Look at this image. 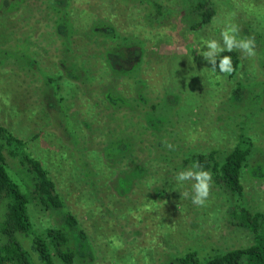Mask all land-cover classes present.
<instances>
[{
    "label": "rangeland",
    "instance_id": "rangeland-1",
    "mask_svg": "<svg viewBox=\"0 0 264 264\" xmlns=\"http://www.w3.org/2000/svg\"><path fill=\"white\" fill-rule=\"evenodd\" d=\"M5 1L0 126L29 142L86 240L64 225L62 214L31 205L36 233L65 231L64 250L75 254L74 264H169L189 247L247 246L251 239L226 221L217 190L211 189L206 212L191 203L193 182L174 181L185 170L176 171L174 161L184 151L228 150L244 128L256 141L244 184L264 203V99L254 103L250 93L264 85V20L252 25L256 18L232 10L230 0H214L216 17L197 32L184 0H158L170 13L153 27L145 20L148 5L137 0ZM56 8L65 11L59 15L68 27ZM228 24L238 26L241 37L250 31L256 45L254 57L236 50L243 65L233 78L213 73L200 54L207 50L202 40H219ZM119 46L125 59L116 56ZM137 71V81H121ZM239 82L247 86L243 102L234 101ZM8 172L25 191L15 161ZM182 191L189 196L181 197ZM24 246L43 264L33 242ZM54 263L64 264L56 257Z\"/></svg>",
    "mask_w": 264,
    "mask_h": 264
},
{
    "label": "trees",
    "instance_id": "trees-1",
    "mask_svg": "<svg viewBox=\"0 0 264 264\" xmlns=\"http://www.w3.org/2000/svg\"><path fill=\"white\" fill-rule=\"evenodd\" d=\"M129 1L132 0H124L125 3ZM137 1L148 5V14H146L145 20L150 27L160 25L165 16L170 13V10L158 0ZM183 2L191 10L189 15L195 18L193 21L190 20V29L194 32L211 24L218 13V6L214 0H184ZM5 3L6 6H9L7 0ZM59 3L63 5L62 1ZM230 3L232 10L239 12L245 10L248 13L247 18H256V20H251L252 25L257 21L264 20L263 0H230ZM66 11L69 17L68 8ZM63 12H65L63 9H57L59 22H63L59 15ZM4 20L6 18L0 21L4 22ZM63 24L68 27L69 22H63ZM251 24H249L250 27ZM243 34L245 37H252L250 31H244ZM110 36V39L116 42L120 34L118 31H114ZM256 37L262 39V35L258 33ZM128 40L129 38H125L122 42L126 43ZM122 47L119 46L120 51L116 56L125 59L126 51ZM220 55L232 57L235 72L229 76L235 77L243 65L239 52H224ZM138 78L137 71L126 77V80L121 81H137ZM48 79L53 84H58L57 80L51 77ZM246 87L242 82L238 83L237 89L233 93L234 101H244L242 96L245 94L244 89ZM256 88L257 90L250 92L254 94V103L264 99V85L261 87L256 85ZM159 106L160 104L155 106L154 110L157 111ZM245 123L241 122V124ZM236 131H232L231 135L233 136ZM237 132L239 134H237L235 143L230 149L213 148L206 153L184 151L179 158L180 161L175 159L174 165L178 164L175 169L179 171L180 169H188L194 162L199 161L205 170L211 172L212 189L217 190L218 194L221 195L219 196L224 199V205H221V208L226 221L232 227L245 231L248 238L251 239L250 243L244 247L227 250L213 248L207 252L197 247H189L171 256L172 261L169 264H264V203L259 204L254 198H251L244 184V171L250 165L256 149V141L247 134L244 128H240ZM9 161H15L19 165L24 176L22 181L25 191L10 176L8 172ZM121 185L124 184L121 183ZM207 202L204 206V212H206L205 208H208ZM31 205L40 206L49 212L62 214L64 225L79 233L80 239L86 240L85 233L80 230L79 220L72 211L68 210L50 171L43 161L32 152L29 142L0 126V264H36L35 259L24 246L25 241L33 242V249L43 264H55L54 257L62 260L64 264H74L75 254L64 250V247L69 243L65 231L61 228H48L45 237L36 233L30 215Z\"/></svg>",
    "mask_w": 264,
    "mask_h": 264
},
{
    "label": "clouds",
    "instance_id": "clouds-1",
    "mask_svg": "<svg viewBox=\"0 0 264 264\" xmlns=\"http://www.w3.org/2000/svg\"><path fill=\"white\" fill-rule=\"evenodd\" d=\"M202 43L207 50L200 54L210 63V69L213 73L217 70L225 75H231L235 72L232 57L230 55L221 56V53L239 50L247 57L256 55L255 39L253 37H241L238 26L234 24L224 26L219 40L207 39L202 40ZM164 144L169 149L173 148L168 141H164ZM174 181L181 185L185 182H193L191 183V203L198 207L206 205L211 195L213 179L211 172L205 170L199 161L194 162L190 168L178 172ZM188 196V191L181 192V197L187 198Z\"/></svg>",
    "mask_w": 264,
    "mask_h": 264
}]
</instances>
